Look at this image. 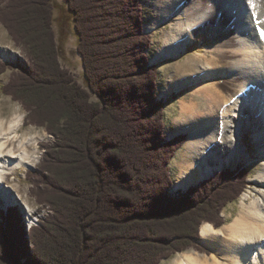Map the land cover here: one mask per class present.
I'll return each mask as SVG.
<instances>
[{"label":"trees","instance_id":"obj_1","mask_svg":"<svg viewBox=\"0 0 264 264\" xmlns=\"http://www.w3.org/2000/svg\"><path fill=\"white\" fill-rule=\"evenodd\" d=\"M59 6L74 27L84 86L59 62ZM59 6L0 0V24L25 60L0 62V74L11 72L1 92L26 111L24 123L53 137L29 173L33 196L51 211L29 231L13 208L0 212V264H159L189 248L208 252L200 227L229 222L221 212L248 185V168L172 192L169 163L184 138L166 132L142 0Z\"/></svg>","mask_w":264,"mask_h":264},{"label":"bare ground","instance_id":"obj_2","mask_svg":"<svg viewBox=\"0 0 264 264\" xmlns=\"http://www.w3.org/2000/svg\"><path fill=\"white\" fill-rule=\"evenodd\" d=\"M152 2L157 17L150 29L165 21L171 24L153 63L162 58L179 57L206 24L220 25L212 28L216 53L199 54L198 66L179 64L165 86V94H170L191 84L190 92L205 101V108L200 110L193 99L181 100L173 118L171 136L187 134L183 158L175 161L174 189H185L220 168L235 165L240 158L250 157L242 139V128L247 130L251 123L258 149L257 160L261 164L252 178L261 187L251 201L244 202L248 197L244 193L236 216L219 228L210 223L201 225L197 241L210 249L211 254L183 252L172 264H264V89L261 90L264 87V0H251V3L250 0ZM2 51H5L4 59L16 57L12 48ZM214 72L220 73L225 80L214 81ZM22 119L23 114L17 110L7 121L0 117V188H9L14 194L13 187L7 185L10 176L14 179L9 174L20 166H33L39 150L35 145L30 146L40 137L37 131L33 135H18ZM31 213L27 210L24 221L27 231L39 226L48 214L38 208Z\"/></svg>","mask_w":264,"mask_h":264},{"label":"rangeland","instance_id":"obj_3","mask_svg":"<svg viewBox=\"0 0 264 264\" xmlns=\"http://www.w3.org/2000/svg\"><path fill=\"white\" fill-rule=\"evenodd\" d=\"M62 0H53V4L55 6L61 5ZM143 8H144V31L145 33L149 34L151 37V46L148 50V54L150 56V60L152 61L156 51L162 46L163 37L166 34V32L169 30L171 24L169 21H165L164 23L155 26L150 29L154 25V19L157 17V10L156 7L153 5L152 0H142ZM61 6L54 9V15L55 17L59 18L60 21L54 23V29L56 32L57 42H58V48L60 51V62L65 68H68L69 70L75 72L76 77L79 81V84L84 86V75H83V67L81 62V57L77 51L76 47V36L74 27L72 24V21L67 18L66 10L60 9ZM61 11V13H60ZM176 16L173 17L171 22H174ZM214 22H210L205 25V28H203L201 31H198L193 43L188 44L186 47V50L177 58H162L158 60L157 62L153 63L158 68V98H161L164 102L165 106V122H166V132L169 137H172L171 134L174 130L172 121L173 118L177 115L178 109H179V103L181 100H190L193 99L194 101L198 102L199 109L202 110L205 108V101L198 95L192 94L190 92L191 84L186 85V87L182 88L178 91H173L170 94H165V91L167 90L166 83L168 81L169 76L171 73L175 70L176 66L179 64H184L187 66H198L199 54L204 55H210L211 53H216L214 51L215 45H216V37L212 36V28L219 27L220 25L214 26ZM219 36V35H218ZM0 45H6L7 48L13 49L17 55V61L16 59L13 60V64H16L19 60L21 63H25L24 60V52L22 49L14 45V42L11 40L10 36L8 35L5 28L0 24ZM209 49V52L208 51ZM205 53V54H204ZM208 53V54H206ZM4 62L11 59H3ZM11 63V62H10ZM11 72L9 70L5 71L4 73L0 74V117L4 118V120H8L9 117L13 114L15 110L23 114V119L21 121L20 128L18 130V135L23 136L26 134H34L36 131L40 134V137L34 141L31 142L34 146H39L37 159H35V164L31 167H25L20 166L14 170H12V175L14 179H10L7 185H10L15 190V194L13 191H11L9 188L7 190H4L3 199H0V212L1 209L3 210V213H5V208L8 207L15 199H17L16 204L14 207H12L15 211V217L17 218L18 223H22V217L24 221L26 220V217L28 216L27 210H31L33 213L34 210L37 208L40 210H44L45 213H48V205L44 203H39L35 197L33 196L31 190L34 188V185L32 181L30 180L29 173L34 172L37 170L40 161L42 160V154L43 149L42 143H50L53 141L52 135L47 133V131L43 127H37L31 124L24 123V116L26 115V111L23 109V107L16 101H13L9 96L2 94L1 87L8 82V79L10 77ZM220 73L214 72V81H220L223 82L225 79ZM264 89V87H261V90ZM164 94V95H163ZM253 123L249 125L247 130L242 128V139L244 141V144L247 146L249 150V156L247 159L240 158L237 163L233 166H227L225 168H220L215 171V173L220 172L225 169H236L239 166H244L248 168L249 176L247 179L248 185H246V188L241 193L239 199L235 202H232L226 206V208L223 209L221 212V216L225 218L226 220H232L234 216H236L238 210H239V201L241 199V196L245 193L248 195V197L245 198V203H248L251 201V198H253L256 195V190L261 187V185L256 184L255 181H253L254 175L261 169V164L257 160L258 158V149L254 142V139L252 137L253 134ZM181 134V133H180ZM183 143L180 146V148L176 151L175 155L171 159L169 163L170 167V173L174 178V181L177 177V166L176 162L182 159L181 155L183 154V149L185 146V141L187 140V134L183 133ZM37 137V136H36ZM43 137V138H42ZM41 139V140H40ZM38 140H40V144H35ZM52 140V141H51ZM46 141V142H45ZM45 142V143H44ZM37 161V162H36ZM176 161V162H175ZM215 173H213L211 176H213ZM210 176V177H211ZM209 178V177H208ZM15 180V181H14ZM200 182V181H199ZM195 185V184H193ZM176 189V188H175ZM183 190V188H178ZM176 189V190H178ZM186 189V188H185ZM174 185L172 188V192H175ZM1 198V196H0ZM3 200V201H2ZM43 205V206H42ZM46 205V206H45ZM41 206V207H40ZM45 206V207H44ZM49 208V213H50ZM31 213V215H32ZM48 213V214H49ZM22 214V215H21ZM47 214V215H48ZM19 228L20 225L18 224ZM200 232V231H199ZM198 242V241H197ZM199 243V242H198ZM200 244V243H199ZM203 246L202 244H200ZM208 252H200L198 250H195L194 248H189L183 252H196L200 254L209 255L211 254V250L207 247L203 246ZM179 252L174 255H172L168 259H163L160 261L159 264H172L174 263V259L179 256V254L183 253ZM218 258H221L220 255H217Z\"/></svg>","mask_w":264,"mask_h":264},{"label":"built area","instance_id":"obj_4","mask_svg":"<svg viewBox=\"0 0 264 264\" xmlns=\"http://www.w3.org/2000/svg\"><path fill=\"white\" fill-rule=\"evenodd\" d=\"M60 64H61V66H62L63 68H65V67L62 65L61 62H60ZM66 69H68V68H66ZM68 71H69L70 74L72 75L73 79L79 84V81H78V79H77V77H76L75 72H73V71H71V70H69V69H68ZM80 85H81V84H80ZM82 86H83V85H82Z\"/></svg>","mask_w":264,"mask_h":264},{"label":"snow or ice","instance_id":"obj_5","mask_svg":"<svg viewBox=\"0 0 264 264\" xmlns=\"http://www.w3.org/2000/svg\"><path fill=\"white\" fill-rule=\"evenodd\" d=\"M250 3H251V0H250Z\"/></svg>","mask_w":264,"mask_h":264},{"label":"water","instance_id":"obj_6","mask_svg":"<svg viewBox=\"0 0 264 264\" xmlns=\"http://www.w3.org/2000/svg\"><path fill=\"white\" fill-rule=\"evenodd\" d=\"M195 184H197V183H195ZM198 243V242H197Z\"/></svg>","mask_w":264,"mask_h":264}]
</instances>
